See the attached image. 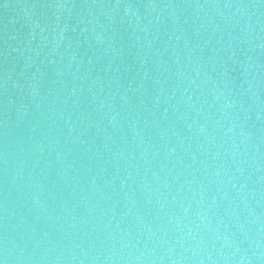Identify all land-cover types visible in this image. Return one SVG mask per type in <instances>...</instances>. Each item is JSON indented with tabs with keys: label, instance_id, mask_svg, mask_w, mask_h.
Returning <instances> with one entry per match:
<instances>
[{
	"label": "water",
	"instance_id": "water-1",
	"mask_svg": "<svg viewBox=\"0 0 264 264\" xmlns=\"http://www.w3.org/2000/svg\"><path fill=\"white\" fill-rule=\"evenodd\" d=\"M0 264H264V0H0Z\"/></svg>",
	"mask_w": 264,
	"mask_h": 264
}]
</instances>
